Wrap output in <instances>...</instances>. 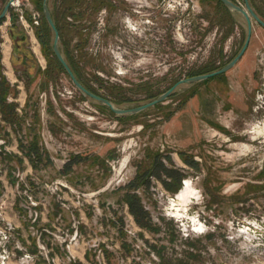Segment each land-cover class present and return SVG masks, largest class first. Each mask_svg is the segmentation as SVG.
Segmentation results:
<instances>
[{"label":"rangeland","instance_id":"374dc122","mask_svg":"<svg viewBox=\"0 0 264 264\" xmlns=\"http://www.w3.org/2000/svg\"><path fill=\"white\" fill-rule=\"evenodd\" d=\"M18 2L0 22L17 32L15 81L0 67L14 111L4 121L0 104V264H264V28L251 19L248 46L228 71L118 116L75 88L52 57V32L38 38L42 0ZM248 2L264 21V0ZM48 7L66 62L84 84L129 100L114 104L125 109L222 68L246 37L241 14L214 0ZM185 180L196 194L181 203ZM133 182L148 229L124 200Z\"/></svg>","mask_w":264,"mask_h":264},{"label":"water","instance_id":"95a60500","mask_svg":"<svg viewBox=\"0 0 264 264\" xmlns=\"http://www.w3.org/2000/svg\"><path fill=\"white\" fill-rule=\"evenodd\" d=\"M13 0H7L0 12V20L4 19L9 11L10 8V4ZM229 11L231 12H235V13H239L241 14V16L244 18L245 23H246V37H245V41L243 43V46L241 48V50L238 52V54L226 65H224L222 68L215 70L213 72L210 73H206V74H201V75H197V76H192V77H188L185 79H181L179 81H177L173 86H171L168 90H166L164 93L160 94L159 96H157L156 98H154L153 100L146 102L144 104L138 105L136 107L133 108H119L116 107L112 102H110L108 99L102 98L100 96H97L95 94H93L92 92H90L89 90H87L75 77V75L73 74V72L71 71L69 65L67 64V62L65 61L64 57L61 54V51L59 49V33L58 30L56 29V26L53 22L49 7H48V0H42V15L43 18L47 24V26L49 27V31L53 33V42H52V52L55 56V58L57 59V61L59 62V64L62 66V68L65 70L66 74L69 76L70 80L72 81L73 85L75 86V88L83 95L86 96L100 104L105 105L106 107H108L111 112H113L114 114L118 115V116H129V115H134L137 114L139 112H142L150 107H153L159 103H162L163 101H165L170 95L171 93L174 91V89L181 85V84H191V83H195V82H199L202 80H206L208 78H211L213 76L222 74L226 71H228L230 68H232L236 62L240 59V57L243 55V53L245 52L248 43L250 41V37H251V33H252V24H251V19H253L256 23H258L262 28H264V21H262L251 9L248 0H243L244 1V7L242 8L241 6L233 3L231 0H219Z\"/></svg>","mask_w":264,"mask_h":264},{"label":"trees","instance_id":"16d2710c","mask_svg":"<svg viewBox=\"0 0 264 264\" xmlns=\"http://www.w3.org/2000/svg\"><path fill=\"white\" fill-rule=\"evenodd\" d=\"M218 5H220L221 7H223L225 10L228 11V9L219 1V0H214ZM41 7V6H40ZM51 16H52V19H53V22L56 26V29H58V26H57V23H56V19L54 17V15L51 13ZM3 21V20H1ZM0 21V22H1ZM59 32V31H58ZM38 38L40 40H47L50 36V32H49V29H48V26L45 22V20L43 19V26L41 28L38 29ZM17 35V32L13 35V38H15ZM22 36H20L18 39L20 40ZM21 42V41H20ZM18 43V42H17ZM51 50V54H52V57L57 61V59L55 58L53 52H52V48L50 49ZM66 61V60H65ZM58 62V61H57ZM59 64V62H58ZM67 64L69 65L71 71L73 72V74L75 75L76 79L87 89L89 90L90 92H92L93 94L97 95V96H100L102 98H105V99H108L110 102H112L113 104L115 105H119L120 103H123V102H129V100H117L116 97L114 96H110V95H106V94H102L100 93L97 89L95 88H92L91 86L87 85V84H84L74 65H72L70 62L67 61ZM59 67L64 70L62 68V66L59 64ZM212 71V69H211ZM210 70L207 71L208 72H211ZM200 73H204V71L200 72ZM9 93H12L11 92V88L10 86L8 85L7 81L4 79V78H1L0 79V104H1V116H2V119L4 121H7L9 123H13L14 121V111H13V105L11 104H7L6 101H5V96L6 94H9ZM148 99L150 98H153V96H149L147 97ZM188 165H190L191 167H194L196 166L195 162H193L192 160L190 161H187L186 162ZM169 177H171V174H169ZM136 187V183H132L131 185L128 186V189L126 190L125 192V195H124V200H125V203L127 204L128 206V209H129V212L131 213V215L133 216L136 224L141 227V228H150L151 224H150V219H149V216L147 214V212L144 211V208L141 204V200L139 199V197H137L135 194L131 193L130 190H132L133 188ZM130 189V190H129ZM73 264H80L78 262L76 263H73Z\"/></svg>","mask_w":264,"mask_h":264},{"label":"crops","instance_id":"0c3cea01","mask_svg":"<svg viewBox=\"0 0 264 264\" xmlns=\"http://www.w3.org/2000/svg\"><path fill=\"white\" fill-rule=\"evenodd\" d=\"M5 21L6 22L3 23V26L2 24L0 25V67L4 78L11 83L14 78L16 79V74L10 62L12 40L14 41L13 35L16 32H13V30H15L14 22Z\"/></svg>","mask_w":264,"mask_h":264},{"label":"built area","instance_id":"2783aa9c","mask_svg":"<svg viewBox=\"0 0 264 264\" xmlns=\"http://www.w3.org/2000/svg\"><path fill=\"white\" fill-rule=\"evenodd\" d=\"M19 6V2L18 0H13L10 4V7L13 6V7H16ZM17 10V9H16ZM18 11V14L16 15V18H17V23L21 24L22 27L25 29V31L28 33V34H32V28H31V25L26 21V19L24 18V15H23V12L22 10H17ZM36 17H39L38 13L34 12L32 13V18H33V23L35 25H38V20H36ZM1 235V233H0ZM5 239H6V236H4ZM4 261V259H3Z\"/></svg>","mask_w":264,"mask_h":264},{"label":"bare ground","instance_id":"6f19581e","mask_svg":"<svg viewBox=\"0 0 264 264\" xmlns=\"http://www.w3.org/2000/svg\"><path fill=\"white\" fill-rule=\"evenodd\" d=\"M181 191L177 194V199L181 203H186L190 198H193L196 194V190L192 186L190 181L185 180L183 182ZM178 215V212H177Z\"/></svg>","mask_w":264,"mask_h":264},{"label":"flooded vegetation","instance_id":"af4514ba","mask_svg":"<svg viewBox=\"0 0 264 264\" xmlns=\"http://www.w3.org/2000/svg\"><path fill=\"white\" fill-rule=\"evenodd\" d=\"M2 8H3V7H2ZM1 10H2V9H1ZM1 10H0V12H1ZM9 10H10V8H9ZM7 15H9V11H8V14H7ZM5 18H6V17H5ZM5 18H4V19H5ZM0 21H1V20H0ZM0 24H1V23H0ZM13 24H14V23H13ZM25 40H26V39H25V36H22L21 39H20L21 42H24ZM17 45H18V44H17Z\"/></svg>","mask_w":264,"mask_h":264}]
</instances>
